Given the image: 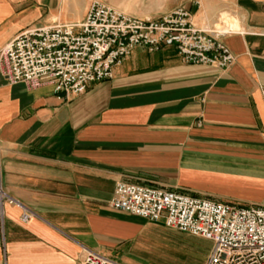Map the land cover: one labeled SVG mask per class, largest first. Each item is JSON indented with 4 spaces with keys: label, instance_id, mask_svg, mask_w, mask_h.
Returning <instances> with one entry per match:
<instances>
[{
    "label": "crops",
    "instance_id": "1",
    "mask_svg": "<svg viewBox=\"0 0 264 264\" xmlns=\"http://www.w3.org/2000/svg\"><path fill=\"white\" fill-rule=\"evenodd\" d=\"M90 2L0 0V49L28 27L81 21ZM178 3L198 26L237 17L224 38L231 67L136 48L112 78L69 96L0 75L2 185L34 213L24 223L5 206L0 264H81L88 250L135 264L165 225L113 209L120 181L264 206V0Z\"/></svg>",
    "mask_w": 264,
    "mask_h": 264
},
{
    "label": "built area",
    "instance_id": "2",
    "mask_svg": "<svg viewBox=\"0 0 264 264\" xmlns=\"http://www.w3.org/2000/svg\"><path fill=\"white\" fill-rule=\"evenodd\" d=\"M235 15L224 28L198 26L189 10L179 6L159 17L139 18L98 0H91L79 22L31 26L0 49V75L28 90L49 85L57 94L80 95L94 83L113 77L134 49L149 52L175 48L183 62L219 69L231 67L236 56L224 41L238 31ZM23 209L21 221L34 213L3 188L0 169V218L5 206ZM115 210L212 242L205 264H264V206L237 205L177 190L120 181L110 202ZM81 264H122L88 250Z\"/></svg>",
    "mask_w": 264,
    "mask_h": 264
},
{
    "label": "rangeland",
    "instance_id": "3",
    "mask_svg": "<svg viewBox=\"0 0 264 264\" xmlns=\"http://www.w3.org/2000/svg\"><path fill=\"white\" fill-rule=\"evenodd\" d=\"M140 18L159 17L174 10L180 0H98ZM223 14L216 27L224 28ZM157 242L149 243L137 254L135 264H205L212 250V242L199 236L159 225L153 230Z\"/></svg>",
    "mask_w": 264,
    "mask_h": 264
},
{
    "label": "bare ground",
    "instance_id": "4",
    "mask_svg": "<svg viewBox=\"0 0 264 264\" xmlns=\"http://www.w3.org/2000/svg\"><path fill=\"white\" fill-rule=\"evenodd\" d=\"M234 25H236L235 21L233 22Z\"/></svg>",
    "mask_w": 264,
    "mask_h": 264
}]
</instances>
